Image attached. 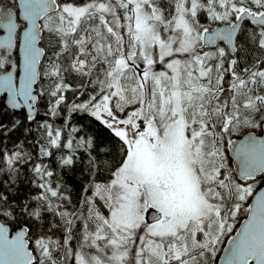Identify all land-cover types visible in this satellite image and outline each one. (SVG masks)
<instances>
[{
    "label": "snow or ice",
    "instance_id": "obj_1",
    "mask_svg": "<svg viewBox=\"0 0 264 264\" xmlns=\"http://www.w3.org/2000/svg\"><path fill=\"white\" fill-rule=\"evenodd\" d=\"M0 264H264V0H0Z\"/></svg>",
    "mask_w": 264,
    "mask_h": 264
},
{
    "label": "trees",
    "instance_id": "obj_2",
    "mask_svg": "<svg viewBox=\"0 0 264 264\" xmlns=\"http://www.w3.org/2000/svg\"><path fill=\"white\" fill-rule=\"evenodd\" d=\"M74 122L78 126L82 127L85 130V132H87L89 135L95 134L97 136H102L104 133V130L100 128L98 125H95L88 117H84V116L74 117ZM82 182H83V177L80 175L78 170L76 173H71L67 177V183L69 188L72 189L74 200L79 195L80 186ZM50 218L51 217H49V219Z\"/></svg>",
    "mask_w": 264,
    "mask_h": 264
},
{
    "label": "water",
    "instance_id": "obj_3",
    "mask_svg": "<svg viewBox=\"0 0 264 264\" xmlns=\"http://www.w3.org/2000/svg\"><path fill=\"white\" fill-rule=\"evenodd\" d=\"M241 223H242V220H241ZM224 247H227V244L225 243ZM221 256H222V253H221Z\"/></svg>",
    "mask_w": 264,
    "mask_h": 264
},
{
    "label": "bare ground",
    "instance_id": "obj_4",
    "mask_svg": "<svg viewBox=\"0 0 264 264\" xmlns=\"http://www.w3.org/2000/svg\"><path fill=\"white\" fill-rule=\"evenodd\" d=\"M51 219V218H50Z\"/></svg>",
    "mask_w": 264,
    "mask_h": 264
}]
</instances>
